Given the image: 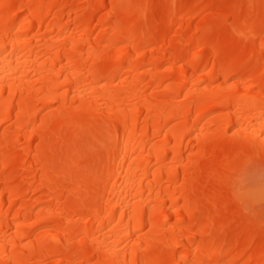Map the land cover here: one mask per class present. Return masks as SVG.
<instances>
[{"label": "bare ground", "instance_id": "1", "mask_svg": "<svg viewBox=\"0 0 264 264\" xmlns=\"http://www.w3.org/2000/svg\"><path fill=\"white\" fill-rule=\"evenodd\" d=\"M262 22L264 0H0V264H264L239 188Z\"/></svg>", "mask_w": 264, "mask_h": 264}, {"label": "rangeland", "instance_id": "2", "mask_svg": "<svg viewBox=\"0 0 264 264\" xmlns=\"http://www.w3.org/2000/svg\"><path fill=\"white\" fill-rule=\"evenodd\" d=\"M236 3H245L249 0H233ZM244 181L240 185V189L247 193L246 204L241 208L242 214L249 219L250 217L255 216L253 222L255 224L264 223V193L261 194L264 189V167H251L243 172ZM259 191L254 198L248 196L252 192ZM239 192V189H237Z\"/></svg>", "mask_w": 264, "mask_h": 264}, {"label": "snow or ice", "instance_id": "3", "mask_svg": "<svg viewBox=\"0 0 264 264\" xmlns=\"http://www.w3.org/2000/svg\"><path fill=\"white\" fill-rule=\"evenodd\" d=\"M262 28H264V22H262ZM188 264H195V261H189Z\"/></svg>", "mask_w": 264, "mask_h": 264}]
</instances>
